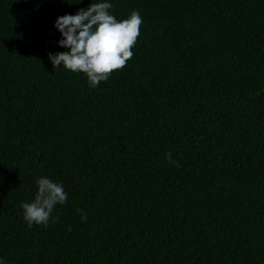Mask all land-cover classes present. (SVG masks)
I'll use <instances>...</instances> for the list:
<instances>
[{
  "label": "trees",
  "instance_id": "16d2710c",
  "mask_svg": "<svg viewBox=\"0 0 264 264\" xmlns=\"http://www.w3.org/2000/svg\"><path fill=\"white\" fill-rule=\"evenodd\" d=\"M90 2L0 0V257L264 264V0H111L142 24L95 88L47 58ZM41 176L68 199L28 226Z\"/></svg>",
  "mask_w": 264,
  "mask_h": 264
},
{
  "label": "clouds",
  "instance_id": "9594fccd",
  "mask_svg": "<svg viewBox=\"0 0 264 264\" xmlns=\"http://www.w3.org/2000/svg\"><path fill=\"white\" fill-rule=\"evenodd\" d=\"M112 9L111 0H98L73 15L57 17L53 24L60 36L57 46L66 51L49 53L51 65L83 73L92 88L107 81L113 71L123 68L133 56L142 17L133 10L126 19L117 20ZM35 184L33 200L21 204L22 216L28 226L47 227L50 217L55 219L54 208L67 201L68 193L62 183L47 176L37 178ZM0 264H6L2 257Z\"/></svg>",
  "mask_w": 264,
  "mask_h": 264
}]
</instances>
